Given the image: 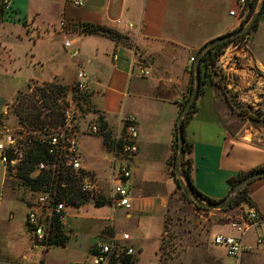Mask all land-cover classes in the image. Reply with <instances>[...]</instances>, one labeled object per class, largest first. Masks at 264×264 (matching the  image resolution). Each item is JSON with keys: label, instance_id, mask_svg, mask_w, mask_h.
<instances>
[{"label": "crops", "instance_id": "1", "mask_svg": "<svg viewBox=\"0 0 264 264\" xmlns=\"http://www.w3.org/2000/svg\"><path fill=\"white\" fill-rule=\"evenodd\" d=\"M81 1L77 5L73 0H11V17L0 21L2 123L22 89L52 81L74 85L83 66L90 80V122L100 125L98 118L103 116L114 138L123 130L121 117H136L138 151L126 161L132 172L133 205L129 210L93 203L70 206L65 218L66 244L34 248L27 206L22 216L17 200L6 196L7 168L0 159V264H72L88 259L98 241L117 232L130 234L127 243L135 249L132 264H162L168 204L182 192L177 169L176 175L172 173L171 157L174 124L190 85V69L196 52L207 41L240 23V17L230 13L239 9L237 0ZM82 23L114 29L124 37L84 34L76 29ZM66 41H71L69 47ZM74 50L77 56L72 55ZM225 50L230 68L240 76L243 89L237 98L250 111L257 109L263 99L247 86L255 74L257 82L264 84V8L256 29ZM139 66L150 74H139ZM8 78L10 83L5 82ZM260 109L264 110V104ZM249 114L236 111L214 83L207 82L197 99L185 138L192 149L188 155L193 161L194 184L211 199L228 194L230 177L264 165V125ZM80 118L82 162L102 177L107 188L111 148L105 146L100 132H88L89 122ZM249 192L264 216V177L252 180ZM157 222L159 236L152 240L151 227ZM217 232L240 235L231 223L225 224L202 243L187 245L185 250H206L197 253L193 262H185L183 252L180 264H238L224 247L213 243ZM258 236L264 237V220L245 234V242L254 249L243 253L239 264H264V243H256Z\"/></svg>", "mask_w": 264, "mask_h": 264}, {"label": "built area", "instance_id": "2", "mask_svg": "<svg viewBox=\"0 0 264 264\" xmlns=\"http://www.w3.org/2000/svg\"><path fill=\"white\" fill-rule=\"evenodd\" d=\"M237 1L239 9L232 10L230 13L240 17L245 10L247 0ZM73 2L77 5L83 4L81 0H73ZM0 3L5 11L11 10V0H0ZM60 24L62 27L65 26L64 21ZM70 45L71 41H66L65 46L69 47ZM72 55L77 56L78 50H74ZM219 59V62H223L222 56ZM222 66L225 70L227 86L231 88L228 73L231 68L226 59ZM138 73L148 76L150 71L139 66ZM89 91L88 73L83 66H80L76 74V81L69 90L72 95L66 99V105L61 109L60 121L56 125L43 127L42 137H38L36 140L31 141L26 137L28 126L15 128L6 126V124L0 125V133L3 134V138L0 140V159L7 169L17 168L21 165L19 162L26 157V148L31 146L28 145L31 142L45 148V153L31 172V177L46 175L49 177L48 182L42 184L40 190L32 189V191H36L37 195L27 206L26 213V222L34 248L49 247L50 243L58 238L60 230H65L67 209L72 206L67 202L68 191L72 183L76 184L81 200H85L84 203L97 204L98 201H101L113 208L125 210L132 208V198L129 192L132 172L126 161L138 151L136 117L134 115L121 117L123 130L113 138L110 172L107 177L108 187L106 188L103 185L102 177L84 166L79 147V102L84 96H87ZM12 107H8V110H12ZM14 111L16 112V109ZM8 112L5 111L6 116ZM17 115L16 118L21 120L18 113ZM87 131L97 134L100 132V127L95 122H89ZM18 133L21 135L17 136ZM24 144L26 145L24 146ZM261 221L258 210L255 207H250L239 220L231 222L232 228L239 232V236L217 232L213 236V243L224 247L226 254L236 258L239 264L242 254L254 249L252 244L245 242V234L257 227ZM130 238V234L127 232L114 233L107 239L98 241L88 259L72 264H132L135 259V249L127 243ZM256 243H264V237L258 236Z\"/></svg>", "mask_w": 264, "mask_h": 264}, {"label": "rangeland", "instance_id": "3", "mask_svg": "<svg viewBox=\"0 0 264 264\" xmlns=\"http://www.w3.org/2000/svg\"><path fill=\"white\" fill-rule=\"evenodd\" d=\"M226 50L222 53V59L223 62L218 61V67L219 69H222L224 72V81H225V88L227 90L228 96L230 98V102L232 103L233 107L238 111L239 113H243L244 116H248V112L251 115H259L257 118L260 120L259 122L264 125V110L260 109L262 105L264 104V98L262 96L264 95V87L260 85L259 82H257V79H259V75H254L253 80L247 88L251 90H255L256 96L263 99V102L260 103V107L257 109H252L250 111L249 106L246 103L241 102L237 98V92L240 91L241 85H239V74L234 72L233 68L228 70L229 76H230V85L231 88L227 86V79L225 70L222 66V63L225 62ZM220 60V59H219ZM253 73H256L253 71ZM12 79L8 78L5 80V82L10 83ZM54 87H51V85ZM63 86L66 87L65 90L62 89L60 92L58 91V87ZM34 87L32 90L30 89H22L20 93H18L16 99L13 101L12 110H10L7 113V116L4 119V124L6 126L10 127H20V126H28V132L26 134V137L33 141L36 140L38 137H42L43 135V127L46 126H53L56 125L57 122L60 120L59 115H56V113L63 107H65V101L68 97H71L72 92H69L70 87H73V84L66 85L62 82L58 81H52V82H41L38 84H34ZM1 87V83H0ZM238 89H235V88ZM42 88H46L47 91L43 96ZM64 90V91H63ZM247 90V89H245ZM218 91L222 96L223 93ZM49 95L51 97H49ZM27 99H29L27 101ZM31 100L36 102L37 105H39L40 109L44 111L41 115L40 120L33 118L31 116L30 118L26 119L25 121L18 120L16 118L17 113L14 111L15 109L19 108L20 104L23 102L25 106H31ZM80 101V100H79ZM85 107V106H84ZM32 109L31 107H27L26 113L30 112ZM90 109V107H89ZM253 111V112H252ZM260 114H257V113ZM32 114L34 112H31ZM44 113H47V116H44ZM90 110L83 111L80 114V119H83L84 121L90 122L92 121V117L89 114ZM247 114V115H245ZM3 117V116H2ZM20 119V118H19ZM31 122V123H28ZM239 119H236L235 122L238 123ZM1 124L2 118H1ZM0 124V125H1ZM3 124V125H4ZM21 135V133H18L17 136ZM3 138V134L0 133V140ZM30 143V142H29ZM33 142H31L28 145H32ZM26 144H24L25 146ZM27 145V146H28ZM26 158V157H25ZM22 158L20 164H24V159ZM18 168V167H17ZM16 167L8 168V174L6 179V196H10L13 199L17 200V203L19 205L20 213L22 216L25 214V206H28L29 203L33 200L35 195H37L36 191H32V188L25 184V182H20L21 179L17 176H14L16 171ZM11 171V172H9ZM180 191L172 197L168 204V211H167V233L166 235V244H165V250L170 251V253H173L172 258L164 259L162 264H180L181 256L183 252L184 260L192 261L194 260L195 256L199 252H203L206 249L204 248H186L187 245L192 244L194 242L201 243L206 240L207 238L211 237L214 232L221 229V226H224L225 224L231 223L232 221L239 220V218L242 216L244 211L240 207H235L229 210H218V209H200L196 208L193 203L189 202V200H186L183 196H180ZM160 221V219H158ZM164 223V222H163ZM159 222L156 223L151 227V233L150 236L153 239L156 238V236H159V228H158ZM163 226V225H162ZM153 244V243H152ZM187 251V253H186ZM167 255V254H165Z\"/></svg>", "mask_w": 264, "mask_h": 264}, {"label": "trees", "instance_id": "4", "mask_svg": "<svg viewBox=\"0 0 264 264\" xmlns=\"http://www.w3.org/2000/svg\"><path fill=\"white\" fill-rule=\"evenodd\" d=\"M257 2H258V0H247V5H246L245 10L243 11L242 15L240 16V23H239L238 27L245 24V22L248 20L251 13L253 12L255 6L257 5ZM262 10H261V12H262ZM261 12H260V15H261ZM11 13H12V10L5 11L2 4L0 3V21H2V19H4V18L9 19L11 17ZM259 18H260V16H259ZM259 18L253 24L250 31H248L247 33H245L243 35H239L235 38L223 41L220 44L213 46L211 49H209L204 54V56L202 58V62H201V87H200L199 95L203 91L204 85L207 82L214 83L216 85V87L218 88V91L221 90L220 92L223 93L226 101H228L230 104H232L230 102V98H229L227 90L225 88L224 72L222 71V69H219V67H218V59L220 58L221 54L224 52L225 48L228 47L229 44L242 42L246 36H248L253 30H255L258 23H259ZM76 29L79 30L80 32L84 33V34H106L115 40H120L124 37V35L119 33L117 30L109 29L107 32H105L104 30H106L107 28L99 26V25L89 24V23L79 24L78 26H76ZM125 38H127V37H125ZM197 52H196V54H197ZM193 79H194V76H193V63H192V66L190 69V85H189L186 96L184 97V99L180 103V112L184 108V106L187 102V99L190 96V93H191V90L193 87ZM56 86L58 87L59 92L62 89L65 90V88H66V87L59 86V85H56ZM51 87H53V86L51 85ZM41 90H42V93L44 96L47 89L42 88ZM53 91H54V87H53ZM49 97H51V96L49 95ZM28 100L29 99H27V101ZM24 103L22 102L20 104L19 108L16 109V112L19 114L20 118L23 121H25L26 119L33 116V118L40 120V117H41V114L43 111L40 109L39 105H37L36 102L31 100L32 109L30 110V112L26 113L27 107L29 108L31 106L30 105L25 106ZM79 107H80L81 112L90 110L89 109L88 96H84L81 99V101L79 102ZM196 107H197V100L193 103L191 109L188 111V114L186 115V117L184 119V130H185V127L187 126L189 120L193 116V112L195 111ZM31 112H34V113L32 114ZM257 114H260V113L258 112ZM47 115L48 114L46 113L45 116H47ZM56 115H59V117L61 118V111L59 110L56 113ZM2 116L3 115L0 114V124H1ZM258 116L249 114V117H251L253 120H258V118H257ZM98 120L100 123V125H99L100 126V135H102V137H103L104 144L107 148L108 147L111 148L113 143H114L112 131L107 129V123L104 120L103 116H100L98 118ZM28 123H31V122L28 121ZM173 133H174V141H173V153H172V157H171V165H172V173L174 175H176V169H177L176 159H177V150H178L177 120L174 124ZM26 150H27V154H26V158L24 159L25 162H24V164L19 165L14 176H17L18 178H20L21 183L25 182V184L29 185L33 190H40L42 188V184H44L45 182H48L49 177L46 175H39L35 178H32L31 172L33 171L36 163L42 158V155L45 153V148L41 145H38L37 143H34L30 147L26 148ZM191 150H192L191 146L185 138L184 139V152H183V158H182V170H183L184 174L188 177V180L191 183V186H192L195 194L198 197H203V198L207 199L208 201L222 202L226 198V196L229 194V192L233 189V187L240 181V179H242L244 176H246L249 173H252L256 170L264 168V165H259V166H256V167L248 170V171H240L236 176L230 177L229 178V182L231 184L230 191L228 192V194L223 199L215 200V199H211V198L207 197L206 195H204L203 193H201L194 184V181H193V161H192L191 156L188 155V153H190ZM9 172H11V171H9ZM7 175H10V173L8 174V170H7ZM176 180H177L178 185H180L182 188V192H181L180 196H183L186 200H189V202L193 203V205L196 208L209 209V208L201 205L200 203L195 202L192 199L188 190L183 186V183H182L180 178L176 177ZM249 185H250V183H248L247 185L242 187L239 190V192L237 193V195H235V197L230 201L228 206L222 210H229V209H232L235 207H240L241 209H243V211L245 213L247 210L246 208L255 207L257 209L256 203L250 195ZM67 202H68V204H70L72 206H80L85 202L84 199L81 200V195L77 191V186L75 183H72V185L68 191ZM102 204H104V203L101 201H98L96 205H102ZM260 218L262 220H264V216L261 214H260ZM165 231L167 233V221H166ZM67 239H68V236H67L65 230L62 229V230H60V232L58 234V238L53 240L50 243V245H65L67 242ZM166 240H167L166 235H164L163 240H162V245H161V261L162 262L164 259L173 257V253H170V251L166 252V250H165L164 246L166 244ZM165 254H167V255H165Z\"/></svg>", "mask_w": 264, "mask_h": 264}, {"label": "water", "instance_id": "5", "mask_svg": "<svg viewBox=\"0 0 264 264\" xmlns=\"http://www.w3.org/2000/svg\"><path fill=\"white\" fill-rule=\"evenodd\" d=\"M264 8V0H258L257 5L255 6L253 12L251 13L248 20L243 24L242 26H239L238 28L234 29L233 31H230L228 33H225L224 35L215 37L209 41H207L197 52L194 60H193V87L190 93L189 98L187 99V102L182 109V111L179 113L178 119H177V126H178V150H177V159H176V167H177V174L178 177L181 179L183 186L188 190L190 196L192 199L200 203L201 205L209 208V209H218L222 210L228 206L230 201L237 195L239 190L250 183L252 180L260 177H264V168L256 170L252 173L247 174L244 176L240 181L233 187V189L229 192V194L226 196V198L222 202H213L208 201L207 199L203 197H198L192 186L191 183L188 180V177L184 174L182 170V158H183V152H184V139H185V130H184V119L186 115L188 114V111L191 109L193 103L197 100L200 92L201 87V62L204 54L211 49L213 46L220 44L223 41L235 38L239 35H243L250 31L253 24L258 20L260 16L261 10ZM108 31V30H105Z\"/></svg>", "mask_w": 264, "mask_h": 264}]
</instances>
